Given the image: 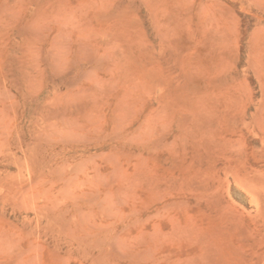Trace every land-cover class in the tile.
I'll use <instances>...</instances> for the list:
<instances>
[{
    "label": "rangeland",
    "instance_id": "rangeland-1",
    "mask_svg": "<svg viewBox=\"0 0 264 264\" xmlns=\"http://www.w3.org/2000/svg\"><path fill=\"white\" fill-rule=\"evenodd\" d=\"M0 264H264V0H0Z\"/></svg>",
    "mask_w": 264,
    "mask_h": 264
}]
</instances>
